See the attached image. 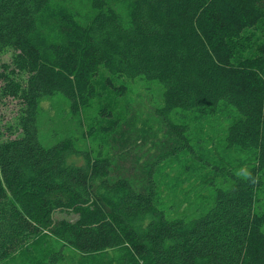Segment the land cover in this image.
I'll return each mask as SVG.
<instances>
[{
	"label": "trees",
	"instance_id": "1",
	"mask_svg": "<svg viewBox=\"0 0 264 264\" xmlns=\"http://www.w3.org/2000/svg\"><path fill=\"white\" fill-rule=\"evenodd\" d=\"M6 53L0 102L17 112L0 130V264L45 233L77 250V264H264V0H0ZM121 77L163 88L160 154L128 167V152L104 146L139 148L150 135L106 107L82 118L97 97L125 94ZM56 96L80 117L83 147L43 140L42 103ZM177 109L190 121H172ZM213 116L231 118L223 148L254 160V182L231 172L196 215L170 217L155 172L202 142L190 129ZM56 211L77 216L55 220Z\"/></svg>",
	"mask_w": 264,
	"mask_h": 264
},
{
	"label": "rangeland",
	"instance_id": "2",
	"mask_svg": "<svg viewBox=\"0 0 264 264\" xmlns=\"http://www.w3.org/2000/svg\"><path fill=\"white\" fill-rule=\"evenodd\" d=\"M119 7L122 8L121 5ZM9 56V53L2 55L0 62L8 61ZM116 83H123L127 86L125 94L115 97L110 92L109 95L97 97L92 100L82 118L89 122L98 115L101 108L106 107L107 111H112L114 116L121 119L127 116L128 120L133 122L135 129L144 130L150 135L152 139L139 148L135 143H130L125 149L118 150L114 144L104 146L105 152L111 151L114 157L128 152L129 160L122 162L123 166L128 167L138 154L142 155L144 161L160 154L153 142L165 139L162 131L163 122L156 111L163 104V88L156 81H147L139 77L132 79L121 77L116 79ZM16 110L14 100L6 99V104L0 102V130L5 132L4 136L7 135L6 126L14 124ZM181 112V109L173 110L172 121L189 122V117L180 115ZM108 121L106 116H100L97 124L105 125ZM230 122L231 118L213 116L203 121L201 128L197 129L198 125L193 124L195 126L190 131L199 135L203 141L197 143L195 139H192L190 142L192 150L180 149L160 162L161 165L155 172V178L162 192V208L170 217L196 215L200 208L209 204L208 200L213 197L217 187L225 189L229 186V173L237 174L242 171L243 175L253 165L254 160L249 158L246 152H240L236 148H223L225 144L223 138ZM40 124L44 141L76 137L79 147L86 145L82 141L80 117L72 115L68 101L62 96L43 101ZM90 145L95 150L100 148L97 142L90 141ZM137 149L141 150L136 151ZM216 167L223 168L217 169ZM258 194V203L264 210V186ZM76 216L71 212L56 211L53 218L74 220ZM78 258L77 250L45 233L37 244L28 249L17 250L1 264H77Z\"/></svg>",
	"mask_w": 264,
	"mask_h": 264
},
{
	"label": "clouds",
	"instance_id": "3",
	"mask_svg": "<svg viewBox=\"0 0 264 264\" xmlns=\"http://www.w3.org/2000/svg\"><path fill=\"white\" fill-rule=\"evenodd\" d=\"M237 175H241L239 172ZM242 179L248 180L249 182H254V178L252 176L251 172H244L243 175L241 176Z\"/></svg>",
	"mask_w": 264,
	"mask_h": 264
}]
</instances>
